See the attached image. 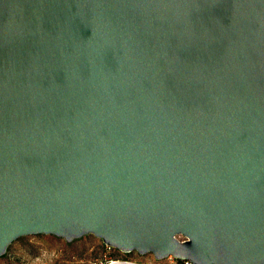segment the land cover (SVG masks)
<instances>
[{
  "label": "water",
  "instance_id": "obj_1",
  "mask_svg": "<svg viewBox=\"0 0 264 264\" xmlns=\"http://www.w3.org/2000/svg\"><path fill=\"white\" fill-rule=\"evenodd\" d=\"M89 233L264 264V0H0V257Z\"/></svg>",
  "mask_w": 264,
  "mask_h": 264
},
{
  "label": "rangeland",
  "instance_id": "obj_2",
  "mask_svg": "<svg viewBox=\"0 0 264 264\" xmlns=\"http://www.w3.org/2000/svg\"><path fill=\"white\" fill-rule=\"evenodd\" d=\"M0 264H183L174 256L156 259L152 253L123 252L94 234L70 242L52 234L24 235L13 241Z\"/></svg>",
  "mask_w": 264,
  "mask_h": 264
},
{
  "label": "built area",
  "instance_id": "obj_3",
  "mask_svg": "<svg viewBox=\"0 0 264 264\" xmlns=\"http://www.w3.org/2000/svg\"><path fill=\"white\" fill-rule=\"evenodd\" d=\"M182 263H183V264H191V263H190L189 261H187V260H183Z\"/></svg>",
  "mask_w": 264,
  "mask_h": 264
}]
</instances>
